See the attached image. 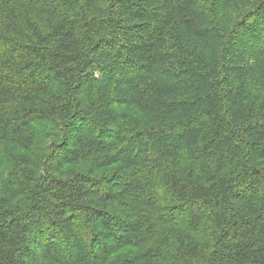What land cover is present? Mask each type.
<instances>
[{
  "label": "trees",
  "instance_id": "obj_1",
  "mask_svg": "<svg viewBox=\"0 0 264 264\" xmlns=\"http://www.w3.org/2000/svg\"><path fill=\"white\" fill-rule=\"evenodd\" d=\"M0 264H264V0H0Z\"/></svg>",
  "mask_w": 264,
  "mask_h": 264
}]
</instances>
